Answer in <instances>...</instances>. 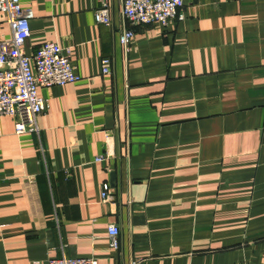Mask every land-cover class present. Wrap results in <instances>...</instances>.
Instances as JSON below:
<instances>
[{
	"label": "crops",
	"instance_id": "obj_1",
	"mask_svg": "<svg viewBox=\"0 0 264 264\" xmlns=\"http://www.w3.org/2000/svg\"><path fill=\"white\" fill-rule=\"evenodd\" d=\"M21 4L28 55L71 48L81 79L39 88V133L0 116V264H264V0H185L183 20L134 26L128 51L120 0L110 26L98 0Z\"/></svg>",
	"mask_w": 264,
	"mask_h": 264
},
{
	"label": "built area",
	"instance_id": "obj_2",
	"mask_svg": "<svg viewBox=\"0 0 264 264\" xmlns=\"http://www.w3.org/2000/svg\"><path fill=\"white\" fill-rule=\"evenodd\" d=\"M112 1L98 0L95 10L96 22L110 26ZM125 26L120 31V42L128 51L134 35V26L160 22L169 25L175 20H183L185 0H120ZM0 13L6 15L12 36L0 40V116L16 118V133L40 132L39 116L48 109V100L39 94V88H51L76 82L81 76L72 64L71 48H62L57 42H45L33 55L26 52V44L31 36V21L35 13L23 7L21 0H0ZM103 73H111L112 60L103 58ZM110 150L96 158L103 161L110 157ZM113 193L106 188L104 201L112 200ZM120 228L116 224L109 227L108 237L113 248L120 246ZM133 260L130 264H138ZM50 264H99L97 258H72L62 255L50 260Z\"/></svg>",
	"mask_w": 264,
	"mask_h": 264
}]
</instances>
